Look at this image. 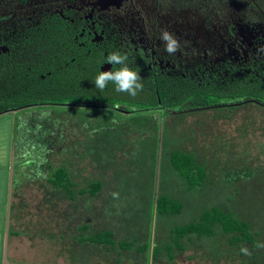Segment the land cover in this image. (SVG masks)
Here are the masks:
<instances>
[{
    "label": "rangeland",
    "instance_id": "374dc122",
    "mask_svg": "<svg viewBox=\"0 0 264 264\" xmlns=\"http://www.w3.org/2000/svg\"><path fill=\"white\" fill-rule=\"evenodd\" d=\"M229 15L233 14L229 12ZM213 25L215 33H218L221 30L220 24L214 23ZM37 110L39 109L31 108L28 111L35 114L41 113ZM63 112L65 110L53 108L46 114L51 122H49V128L56 134L59 130L61 134L58 133L57 137L55 135L56 140L59 141L57 147L53 149L52 144H49L45 156H48L52 164L56 166L61 158L57 149L61 146H72H66L69 149L63 154L71 159L74 156V146L77 145L73 144L75 140L95 143V148H92L91 152L94 150V155L99 158V161L95 164L82 153L83 159L77 162V166L72 167L77 169L73 178L79 186H82L85 178L99 179L103 184V189L101 194L91 202L78 203L79 200L75 203L59 202L57 206L60 210L68 206L71 208L67 210L68 213H72L73 206H79L75 207L76 210L74 209L71 225L63 221V215L56 219L55 214L54 221V213L50 205L44 203V193L40 188L44 178L40 174L37 176L40 180L36 178L35 182L31 171L28 170L30 167H28L25 149L29 147V144H33L29 139L31 136L26 138L27 142L19 153L18 141L15 146L13 145V118L16 114L3 113L0 115V170L2 174L5 173L6 164H8L6 179L8 182L9 176L13 177V198L18 195L22 197L20 226L25 230L33 229L41 236L47 230L49 223L50 229L48 230H53V228L57 230L55 239L61 242V246L63 242L68 243L73 240L69 246L73 248L71 255L76 264L79 263V257L82 260L80 263L89 262L87 259L91 258L92 254L86 250L93 246L89 244L92 242L89 239L90 236L85 237L79 233L78 225L87 223L89 225L87 231L95 232L100 230L104 223L116 219L119 221H117V229L113 237L117 236L115 240L117 243L107 246L111 249L118 247L120 249V242L121 244L126 243V248L130 253L122 258L131 264H264V219L258 220V218L250 217L247 209L249 208L248 202L252 199H254L252 205L255 206L249 209L250 211L258 208L261 210L264 207V173L252 179L254 183H250L251 180L245 179L240 172H238L240 173L238 180L233 175L239 171L238 168H243L242 166H248L254 171H259L264 166V128L259 126L264 123L260 122L261 119L264 120V117L256 105H244L239 109L237 107H217L192 112L184 117L180 114L169 115L166 119L155 112L157 118H155L156 115H153V118L158 129L153 136L148 137L149 139L140 138L139 133L131 129L133 123L138 121L141 123L144 117L151 120L152 116L149 113L148 116H141L137 119L135 117L139 116H132L129 119L131 123L126 122L129 125L121 122H111L106 125L104 120L111 115L110 113L87 109L78 111L85 117L82 119L83 124L80 128L75 122L76 118ZM67 119H72V122L64 125ZM253 119L254 126L251 125ZM35 140L38 138L36 137ZM175 146L192 152L196 159L206 167L208 177L204 188L187 191L181 179L167 166L164 151L168 147ZM109 149L110 156H107L103 151ZM79 151L82 152V150ZM98 152L100 153L97 155ZM28 158L32 163L33 156H28ZM11 159H13V175L10 166ZM226 165L232 166V172ZM233 176L236 181L227 183L226 180ZM161 193H168L182 202L183 209L179 215L160 216L155 211H152L151 216L149 215L151 197L155 201ZM7 200L8 194L5 198L6 203ZM11 204L12 216L16 206L13 200ZM212 206L230 211L240 219L255 222V226L260 228V231L251 232L252 241L249 239L237 241L235 234L225 235L220 231L210 236L199 237L190 234L172 240V228L196 220L201 209ZM110 209L115 210L118 216L109 215ZM33 220L35 223L38 222L36 229L31 225V221L34 223ZM75 221L77 222L73 224ZM69 225L72 232L78 231V238L75 236L67 239L60 234L65 230L63 228ZM118 226L124 229H119ZM100 242L104 243L103 240ZM84 245L87 248H83ZM76 247L80 249L77 251L74 249ZM103 247L108 248L104 245ZM242 248H246L250 254L245 255L241 251ZM104 252L99 256H104ZM186 254H191V256L186 258ZM30 255L31 257L38 255V259L42 261L43 257L38 250ZM3 261L1 256L0 264Z\"/></svg>",
    "mask_w": 264,
    "mask_h": 264
},
{
    "label": "flooded vegetation",
    "instance_id": "af4514ba",
    "mask_svg": "<svg viewBox=\"0 0 264 264\" xmlns=\"http://www.w3.org/2000/svg\"><path fill=\"white\" fill-rule=\"evenodd\" d=\"M198 9L194 0H0V54L9 56L17 49L31 58H42L45 54L39 48L41 43H50L49 57L55 58L60 68L64 64L65 76L74 78L73 82L79 85V93L74 91V95L65 96V102L33 103L8 108L4 113L16 114L13 121L17 127L26 125L36 115L28 111L31 108L39 109L45 116L53 108H60L72 117V110H102L111 114L112 123H131L129 119L135 115L131 112V99L128 104L119 103L120 93L114 90L115 85L111 90L112 104L88 103L83 97L88 68H96L98 72L102 67L112 70L113 65L104 60L116 50L128 53L129 66L139 71L149 90L152 85L157 86L159 78L170 82L206 80L219 71L228 75L233 69L264 73V7L258 8L260 14L256 18H248L244 13L235 22L226 20L222 33L221 30L215 33L213 21H207L208 13L202 15ZM162 29L173 33L180 42V50L173 55L165 52L161 44ZM166 104L158 99L157 105L137 110L145 109L151 115L157 112L165 119L166 113L173 111L198 110L178 111ZM45 121L50 122L48 118L40 122ZM70 122L72 119H67L64 125ZM75 122L78 126L82 124L78 117ZM40 135V140L46 137L47 142L55 139L56 132ZM36 168L32 166L33 170Z\"/></svg>",
    "mask_w": 264,
    "mask_h": 264
},
{
    "label": "trees",
    "instance_id": "16d2710c",
    "mask_svg": "<svg viewBox=\"0 0 264 264\" xmlns=\"http://www.w3.org/2000/svg\"><path fill=\"white\" fill-rule=\"evenodd\" d=\"M194 2L199 6L198 10L202 15L208 13L210 19H207V21H213V24L219 23L220 29L223 28V24L227 23L225 22L226 20L235 22L236 17L241 16L244 13H247L248 18H256L257 15L260 14L257 13L258 8L264 7V0H194ZM229 12L233 14L231 15V18L229 17ZM261 15L263 16L262 13ZM218 20L222 23L220 21L218 22ZM229 27L231 26L229 25ZM220 32L222 33V30ZM39 48L44 49L43 54L45 55H43L42 58H31L30 54L27 55L25 53H20L17 49L11 51L12 54L9 56L0 54V113H3L8 108L29 106L33 103H47L50 101L65 102V96L74 95V91L79 93V85L77 86L73 82L74 78L72 77L73 79L71 80L73 84H71L70 78L65 76V73L67 72L65 65L62 64V67L60 68L59 64L54 60L55 58L49 57L51 54V44L47 43L46 45H43L41 43ZM88 65H90V63H88ZM96 70V68H88L86 96L83 97L87 99L88 103L112 104L114 93L111 90L114 84L109 82L103 92L96 89L94 83V78L98 73V70ZM67 85L70 86L71 89L66 87ZM151 87L152 90H149L146 88V85H144L143 90L135 97H132L127 93H120V95L118 94L119 103L128 104L131 99V112L135 113L133 116H139L135 117V119L152 114L145 109L141 111H138L137 109L157 105L158 99H161L162 102L166 101L168 107L178 111L199 108L198 110H192L194 112L217 107H237L239 109L244 105H256L261 110L264 117V73L259 71L257 73H245L242 70L233 69L228 75H224L222 71H219L206 80H198L194 78L193 80L188 81L173 80L170 82L168 80L164 81L163 78H159L157 86L152 85ZM76 96L79 98V94ZM115 101H117V99H115ZM233 103L238 104L230 105ZM78 111L79 110H72L73 118L78 117V119L82 120L83 117H81V114L78 113ZM192 111L185 110L177 114L184 117L187 114H191ZM166 115L168 117L169 115H175V113H166ZM151 116V120L144 117L142 118L141 123L136 121L137 123L131 125V129L137 131L140 138L143 137V139H149L148 137L153 136L157 131V123L153 118V115ZM30 118L31 120L28 123L26 122V125L20 127L14 125L13 145L15 146L16 141H18V149L19 153H21L20 149L27 142L26 138L31 136L29 139L32 140L33 144H29V147L27 148V151L29 152L26 158L29 163L28 167H30L28 170L31 171L34 181L40 174L44 178L40 188L44 193V203L50 205L54 217L56 214V219H58L59 216L63 215V221L68 220L71 222L74 216V209L79 205L73 206L74 209L72 213H68L67 210L71 208L68 206L65 207L64 210H60L57 206L58 203H64L67 201L75 203L76 200H79L78 203L91 202L101 194L103 189V184L99 179L85 178L82 186H79V183L73 178L76 175L75 170L77 169L72 167L77 166V162H79L81 158L83 159L84 156L81 155L82 153L95 164L99 161V158L94 155V150L91 152V149L95 148V143H91L90 141L82 142L79 139L75 140L73 144L77 145L76 147L73 145L74 156L71 159H68L63 155L64 153H67V150L69 149L68 147L71 145L61 146V148L57 149L58 153L61 154L60 161L54 166L52 161L48 156L46 157L45 154L47 153V147H49V144H52V148L54 149L57 147L59 141L55 138L54 140H47L46 142V137L44 141L40 140V134L47 136L54 133V131L49 128V122H40L42 119H47L44 114L39 113ZM155 118H157V115ZM104 121H106V123L104 122L106 125L111 123L109 116H107ZM252 122H254V119L251 120V125L254 126ZM260 122L262 123L264 120L261 119ZM123 123L129 125L126 124V122ZM82 124L80 128L82 127ZM262 124H259V126L264 128V125ZM86 130L88 131V128ZM58 133L61 134L58 130L56 137L58 136ZM36 137L38 140H35ZM66 146L68 147L66 148ZM82 146L83 148H81ZM37 149L41 150L42 155ZM33 150H35V152L37 150V152L34 153ZM79 150H82V152ZM86 150L89 151L86 153ZM100 152H98L97 155ZM154 152L156 153V149ZM13 153L15 154V152ZM103 153L110 156V149L103 151ZM28 156H33L32 163ZM164 159L167 166L177 174L179 179H181L187 191H196L202 187L204 188V184L208 177L206 167L196 159L192 152L176 146L168 147L164 151ZM22 160L24 159L22 158ZM33 165L37 166V168L31 170ZM226 167L232 172V166L226 165ZM242 167L243 168H238L239 171L233 173V175L237 177V180L241 173L244 175L245 179L251 180L250 183H254L252 179H256L257 176L264 173V166L260 168L259 171L251 170L248 166ZM25 176L26 175H24V177ZM234 176L227 179V183L236 181ZM37 179L40 180V178ZM253 200L254 199L248 202L249 208L247 209L250 217L258 218V220L264 219V207L261 210L259 208L255 209V211L249 210L255 206L252 205L254 203ZM103 201L105 203V200ZM149 207L150 216L152 211H155V213L160 216H172L179 215L182 212L183 204L179 199L172 195L161 193L156 197L155 201L154 198L151 197ZM108 213L111 216L116 215L115 210L112 211L110 209V212ZM79 217L81 218V216ZM109 219L110 217L108 216V220ZM117 221H119V219L110 220L104 223L101 229L95 231L89 239L92 242H96L106 247H108L107 245H116L113 234L117 229ZM76 222L77 221L73 224ZM67 228L69 229L70 225ZM78 228V231L85 232L89 229V225L83 223L78 225ZM118 228L124 229V227L119 226ZM217 231H220L225 235L229 233L235 234L237 241H243L244 239L253 240V238L250 237L251 232H259L260 228L255 226V222H251L247 219H240L230 211H224L218 207L212 206L201 209L196 220L172 228L171 238L172 240H176L190 234H195L199 237L203 235L210 236ZM254 236H256V234ZM100 240H103L105 244L101 243ZM248 243L247 245H249ZM126 246V243L121 244L120 242L121 248Z\"/></svg>",
    "mask_w": 264,
    "mask_h": 264
},
{
    "label": "crops",
    "instance_id": "0c3cea01",
    "mask_svg": "<svg viewBox=\"0 0 264 264\" xmlns=\"http://www.w3.org/2000/svg\"><path fill=\"white\" fill-rule=\"evenodd\" d=\"M12 160L13 159H11L10 163ZM8 167V164H6V170L3 174L0 170V179H2L0 180V259L2 256L4 260L2 264H76L74 257L71 255L73 248L69 246L73 243V240L69 241L70 243L63 242V246H61V242L55 239L58 233L57 230H55V228H53V230H48L50 229L49 223L46 230L48 233L45 231L41 236L35 233L33 229L25 230L24 227L20 226L22 221L20 210L23 206V200L19 195L13 198V177L10 175L8 182L6 179ZM10 184L11 195L9 197ZM17 190L18 187L16 188V191ZM7 194L8 200L6 203L5 198ZM12 200L16 207L13 209L14 212L11 216ZM53 220L55 221L54 216ZM37 223L31 221L32 227L36 229ZM67 223L71 225L69 221ZM63 229L65 230L60 233L63 235V238L64 236L67 239L74 238L75 236L78 238V231L72 232V230L66 227ZM79 233H82L85 237H91L95 232L86 231ZM116 239L117 236L114 237V240ZM83 243L85 245L87 244L86 242ZM89 244L91 246L93 245L92 248L86 250L88 253L92 254L91 258L87 259L89 262L80 263L82 260L79 257V263L77 264H131L122 258L130 253L126 247H124V249H121V247L120 249L119 247L111 249L110 247L104 248L103 245L96 242H91ZM85 245L83 248H87ZM74 249L78 251L80 248L76 247ZM35 250H38V253L42 255V261L38 259V255L31 257L32 255L30 254L35 252ZM103 251H105L104 256H101L103 257L101 258L99 254H102ZM188 256H191V254L185 255L186 258Z\"/></svg>",
    "mask_w": 264,
    "mask_h": 264
},
{
    "label": "clouds",
    "instance_id": "9594fccd",
    "mask_svg": "<svg viewBox=\"0 0 264 264\" xmlns=\"http://www.w3.org/2000/svg\"><path fill=\"white\" fill-rule=\"evenodd\" d=\"M159 39L163 45L164 51L169 55L175 54L181 48L178 38L167 29L161 30ZM128 61V53H122L119 50H116L107 54L104 62L112 64L113 69L107 71L99 70L94 78L96 89L103 92L108 83L112 82L115 85L114 90L117 93H127L128 95L135 97L140 91H142L144 88L142 77L139 74V71L129 66ZM241 251L245 255L250 254L246 248H242Z\"/></svg>",
    "mask_w": 264,
    "mask_h": 264
},
{
    "label": "water",
    "instance_id": "95a60500",
    "mask_svg": "<svg viewBox=\"0 0 264 264\" xmlns=\"http://www.w3.org/2000/svg\"><path fill=\"white\" fill-rule=\"evenodd\" d=\"M2 50H4V48L2 49ZM101 71H107L106 70V68H104V67H102L101 68ZM240 103V102H239ZM235 104H238V103H233V104H230V105H235ZM206 108H208V107H206ZM199 109V108H198ZM13 112H17L16 110L15 111H13ZM4 113V112H3ZM3 113H0V115H2ZM172 113H179V112H176V111H173ZM12 170H13V168H12V165H11V173H12ZM10 195H11V184H10V193H9V197H10Z\"/></svg>",
    "mask_w": 264,
    "mask_h": 264
}]
</instances>
